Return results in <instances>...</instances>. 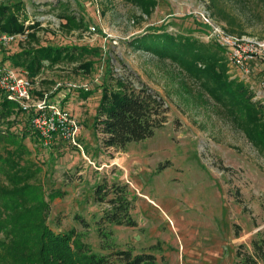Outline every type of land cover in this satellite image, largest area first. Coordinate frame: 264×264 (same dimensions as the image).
Listing matches in <instances>:
<instances>
[{
  "label": "rangeland",
  "instance_id": "rangeland-1",
  "mask_svg": "<svg viewBox=\"0 0 264 264\" xmlns=\"http://www.w3.org/2000/svg\"><path fill=\"white\" fill-rule=\"evenodd\" d=\"M24 2L27 25L39 22L41 29L26 28L27 37L6 47L8 53L46 45L99 49L98 55L84 54L79 61H46L36 78L26 72L34 99L48 96L59 105L66 100L64 108L80 120L81 148H41L26 140L47 191L60 193L51 200V227L62 232L76 228L93 251L113 256L132 250L153 253L167 264H237L240 246L250 247L264 228V150L199 79L142 39L151 40L150 28L162 24L169 32L191 34L194 20L208 29L193 32L194 37L217 52L210 43L219 44L208 38L209 21L239 36L264 39V0H155L147 10L129 0ZM67 6L85 19L83 29L63 27L60 14ZM224 55L229 78L242 80L255 93L254 100L263 101L264 76L256 74V64L246 74L226 50ZM85 62H92L88 71L80 68ZM131 75L161 94L169 107L168 121L152 137L124 149L106 147L95 128L100 85ZM25 121L21 115L12 130H20ZM99 184L111 191L106 199L116 190L127 192L137 225H98L110 206L96 201Z\"/></svg>",
  "mask_w": 264,
  "mask_h": 264
},
{
  "label": "trees",
  "instance_id": "trees-1",
  "mask_svg": "<svg viewBox=\"0 0 264 264\" xmlns=\"http://www.w3.org/2000/svg\"><path fill=\"white\" fill-rule=\"evenodd\" d=\"M129 1L146 10L155 2ZM60 16L65 20L66 26L63 27L68 31L83 29L85 19L70 12L69 6ZM28 20L24 0L0 2V34H26V28L33 32L41 29V23L27 25ZM194 21L195 26L189 29L191 34L169 32L162 24L150 28L154 30L147 33L151 40H142L159 55L179 61L189 74L199 79L205 90L237 121L250 140L264 150V102L254 100L255 93L242 80L229 78L225 49L210 43L219 52L211 50L196 39L193 32L208 29L199 20ZM156 29L161 32L156 33ZM33 32L29 35L35 41L37 36ZM92 53L98 55L99 49L86 45H46L8 53L3 48L0 49V65L10 61L13 67L23 69L36 78L46 61L52 65L61 61L74 62L84 54ZM91 65L92 62H85L80 68L88 71ZM134 78L132 75L114 77L110 83L100 85L102 95L95 128L103 136L102 142L106 147L124 149L131 142L152 137L168 121L169 107L161 94L142 82H135ZM85 93V97L90 96V89ZM65 103L66 100L62 99L63 107ZM21 115L26 121L20 130L13 131L12 127ZM32 117V111H24L17 102L0 95V264H116V261L120 264H167L161 263L155 254L145 251L135 254L132 250H122L114 256L98 253L84 242L82 233L76 228L62 232L51 227V200L60 193L47 191L41 178L42 169L31 159L33 152L26 140L30 138L35 145L50 149L67 143L58 141L45 146L32 124ZM105 188L106 184H99L95 189L96 201L110 204L98 225H137L131 216L132 203L127 192L116 190L113 198L106 199L111 191L106 192ZM78 218L88 225L83 218ZM99 229L101 232L103 228ZM237 258V264H264V228L259 230L250 247L240 246Z\"/></svg>",
  "mask_w": 264,
  "mask_h": 264
},
{
  "label": "built area",
  "instance_id": "built-area-1",
  "mask_svg": "<svg viewBox=\"0 0 264 264\" xmlns=\"http://www.w3.org/2000/svg\"><path fill=\"white\" fill-rule=\"evenodd\" d=\"M208 23L212 26L208 38H213L227 51L234 66L249 74L253 71L254 64L264 61V39L239 36L211 21ZM92 29L95 30V27ZM26 37L27 34L1 33L0 49ZM33 94V80L26 75L25 70L7 64L0 65V95L17 102L24 111L33 112L32 124L41 135L43 144L50 146L55 142L64 141L81 148L78 138L80 120L77 116L59 105L56 102L58 99H49L48 96L34 99Z\"/></svg>",
  "mask_w": 264,
  "mask_h": 264
},
{
  "label": "crops",
  "instance_id": "crops-1",
  "mask_svg": "<svg viewBox=\"0 0 264 264\" xmlns=\"http://www.w3.org/2000/svg\"><path fill=\"white\" fill-rule=\"evenodd\" d=\"M255 70L257 71L256 74H260L264 76V61L260 64L259 62L256 63Z\"/></svg>",
  "mask_w": 264,
  "mask_h": 264
}]
</instances>
